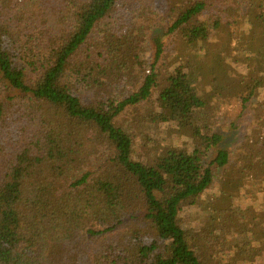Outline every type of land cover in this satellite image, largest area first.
<instances>
[{
	"label": "trees",
	"instance_id": "16d2710c",
	"mask_svg": "<svg viewBox=\"0 0 264 264\" xmlns=\"http://www.w3.org/2000/svg\"><path fill=\"white\" fill-rule=\"evenodd\" d=\"M0 264H264V0H0Z\"/></svg>",
	"mask_w": 264,
	"mask_h": 264
},
{
	"label": "rangeland",
	"instance_id": "374dc122",
	"mask_svg": "<svg viewBox=\"0 0 264 264\" xmlns=\"http://www.w3.org/2000/svg\"><path fill=\"white\" fill-rule=\"evenodd\" d=\"M206 70H208V68H206ZM231 120H233L232 118H229L226 122H224L223 124V128H224V132L229 136L228 139H227V143H226V146H233L235 147V143L243 137V129H245L247 126H248V122H249V119L246 120V121H242L241 122V127L242 129L241 130H230V126L228 125V122H230ZM231 136V137H230ZM234 136V137H233Z\"/></svg>",
	"mask_w": 264,
	"mask_h": 264
}]
</instances>
